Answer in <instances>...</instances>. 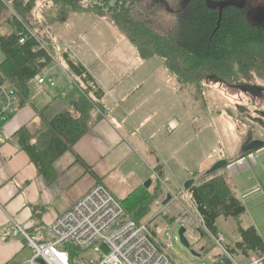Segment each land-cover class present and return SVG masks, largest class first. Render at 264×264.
Wrapping results in <instances>:
<instances>
[{"label":"trees","instance_id":"1","mask_svg":"<svg viewBox=\"0 0 264 264\" xmlns=\"http://www.w3.org/2000/svg\"><path fill=\"white\" fill-rule=\"evenodd\" d=\"M42 1H50L58 9V20L68 12L108 17L116 30L136 48L140 59L157 58L175 75L186 79L194 77L199 81L200 78L208 81L214 80L208 79L209 76H216L227 83L240 84L237 75L247 79L258 64L264 69V26H256L248 21V12L234 4L237 0H150L153 4H164L166 1L181 6L173 22L161 20V23L152 19L149 12L146 14L143 11L142 6L148 0H88L87 5L84 3L86 0H0V81L14 89L17 96L16 113L29 104V83L35 81L51 58L43 51H34L36 43L32 38L28 37L23 44L18 43L19 25L6 10L5 3L28 16L36 2ZM224 2L231 4L217 6ZM4 23H7L10 31L3 28ZM51 54H55L54 50H51ZM61 58L72 86L78 92L77 98L69 103L67 110L50 119L43 117L47 106L42 108L39 111L42 117L39 126H24L10 137V141L28 156L38 174L46 180L52 178L54 163L65 153L72 152L74 145L103 115L101 102L104 91L69 52H62ZM95 108L98 112L93 115ZM4 125L0 123V129ZM32 129L35 130L32 132ZM76 161L96 178L79 158ZM157 162L158 159L155 161L157 166L152 169L158 178L155 183L163 179V168ZM195 176L194 173L192 178ZM151 189L150 192L148 189L141 190V196L131 204L127 201L132 200L129 197L118 203L126 218L137 225L146 226L148 238L158 247V225L154 223L158 216L151 217L150 211L154 204L159 203L162 188L158 183ZM186 192L211 235L218 234L216 224L219 219L235 221L238 241L225 245L230 255L241 258L251 254L264 255L262 238L253 225L242 226L239 218L246 213L245 207L222 175L195 182ZM138 194L130 196L136 197ZM165 219L168 223L176 221V217Z\"/></svg>","mask_w":264,"mask_h":264},{"label":"rangeland","instance_id":"2","mask_svg":"<svg viewBox=\"0 0 264 264\" xmlns=\"http://www.w3.org/2000/svg\"><path fill=\"white\" fill-rule=\"evenodd\" d=\"M251 1H253V6L259 4L264 9V0ZM89 2L88 0L84 1L85 5ZM170 3L168 4L165 1L164 4H153L148 0L142 6V9L146 11V14L149 12L151 18L159 23H161V20L173 22L181 6ZM5 6L10 14H17L39 40L46 42L50 53L51 50H57L58 54L56 55L61 61H63L61 58L62 51L73 52L75 55L80 56L81 51L87 50V52L92 51L98 54L104 53L102 58L112 71H116L113 64L135 66V71L129 75V81L143 82L147 88L146 91L150 92L154 101L167 100L165 107L158 112H154L155 116L158 113L163 117H167V119H164L166 122L169 121V130L165 129L166 135L164 137L167 139L164 143V151L168 154L172 152L177 154L178 150V160L188 169L195 170L191 171L196 175L194 183L202 182L210 176L222 175L228 187L232 189L233 194L237 195L241 192L243 194L241 201L246 213L239 220L243 227L252 224L264 242V149L259 154L253 153L255 164L252 160H247V169L242 170L237 167V173L235 171L228 172L229 165L238 158L239 148L248 133L251 132L254 138L264 139V129L251 122L240 111V109L249 110L253 116V112L256 110L264 111V92L254 98L233 88L214 83L213 80L207 81L200 78L199 81L194 77L186 79L187 77L175 75L163 61L157 58L142 60L138 57L136 48L116 30L113 22L106 16H98L87 12L79 14L68 12L63 19L58 20V9L53 7L50 1L36 2L31 14L28 16L13 9L9 3ZM167 7L172 10V13L166 9ZM59 9L63 10L60 7ZM8 17L10 18V16ZM6 24H3V28L10 31V27ZM11 25L13 26V24ZM54 56L55 54L52 55L45 67V76L52 77L51 69ZM61 65L64 69L62 62ZM119 73L122 77L125 74L123 70ZM58 76L65 77L60 72ZM246 78L243 79V76L237 75L239 82L258 84L264 88V69L260 64ZM65 79L69 82L66 77ZM126 79L118 77V80ZM29 87L32 91V102L37 109H34L31 105L26 107L30 116L25 126L36 127L41 124L42 117L39 114L41 106L52 100V88H56L45 84L42 88L45 91L40 93V87L34 81L30 83ZM34 98L38 104L34 102ZM96 111L98 112L97 109ZM247 157H244V160ZM175 160L178 162L177 159ZM215 160H227L228 167L205 176V173L211 167L208 166ZM171 162L174 164L172 158ZM238 163L240 164V162ZM135 180L136 178L130 174L124 178L111 177L106 179V182L108 181V184L115 189V200L120 201L129 197L132 200L127 201L131 204L141 196V193H139L141 190H146L144 188L145 180L142 183L136 180L140 184H136ZM154 181L152 188L154 185L161 183L160 181L156 183ZM234 182L237 183L238 188L235 187ZM150 191L148 189V192ZM133 193L139 194L136 197L130 196ZM164 200L163 193L159 203L154 204L150 212L151 217L158 216L154 220V223L158 225L157 245L167 253L173 264H229L223 259L220 249L214 246L207 235L201 234L194 225L186 222L185 237L192 250L201 255L200 258L192 256L180 243L177 234L178 229L183 226V221L186 220L182 209L184 208L183 204L186 205L187 201L181 200V202H171L166 206H162ZM165 217H176V221L168 223ZM216 225L218 233L224 236V245L234 244L238 241L233 219L221 218ZM95 246L104 254L109 252L104 244L98 243ZM86 257L92 258L93 255L89 253ZM30 258L31 253L25 248L23 254L9 264H25Z\"/></svg>","mask_w":264,"mask_h":264},{"label":"crops","instance_id":"3","mask_svg":"<svg viewBox=\"0 0 264 264\" xmlns=\"http://www.w3.org/2000/svg\"><path fill=\"white\" fill-rule=\"evenodd\" d=\"M54 53L52 77L49 78L54 79L59 88H52V100L41 106V109L47 106L43 115L47 119L67 110L69 103L78 96L64 62L56 55L58 51ZM69 54L85 67L104 91L101 102L103 115L74 145L72 152L65 153L54 163L52 178L46 180L38 174L28 156L10 141V137L24 127L29 119L26 107L31 105L37 109L32 102V91L29 87V104L0 129V264H9L12 260L18 259L25 248L28 249L22 237L10 234L13 222L29 233L40 230L46 235L47 227L93 186H103L114 198L116 192L109 182H106L108 178H124L131 174L140 183L145 180V184L150 180L151 184L147 189L152 190L154 181L152 169L157 166L155 161L158 159L157 164L163 168L161 182L172 191L183 189L186 180H195L192 178L194 172H191L195 170L188 169L178 160V150L177 154L175 152L168 154L164 151L167 139L164 137L165 129L169 130V121L166 122L164 119L167 117L158 113L155 116L154 112L165 107L167 100L154 101L143 82L129 81V75L136 67L130 64H113L116 71H112L102 58L104 53L83 50L79 53L80 56L73 52ZM59 60L63 63L64 69ZM121 70L125 73L123 77L119 73ZM59 72L69 82L65 77L58 76ZM118 77L128 78L118 80ZM34 82L37 85L36 81ZM37 86L40 87V93L45 91L42 89L45 84ZM61 92L64 93V97L60 95ZM34 102L38 104L35 98ZM96 112L93 111V115ZM263 149L256 153L259 154ZM248 157L246 160L243 158L234 161L228 172H236L237 167L247 169V160H252L255 164L254 154ZM76 158L90 168L96 178H93ZM215 162L216 160L211 162L208 167ZM136 180L135 183L140 184ZM234 185L238 188L237 183L234 182ZM161 188L163 194L162 185ZM235 196L241 200L243 194L239 192Z\"/></svg>","mask_w":264,"mask_h":264},{"label":"built area","instance_id":"4","mask_svg":"<svg viewBox=\"0 0 264 264\" xmlns=\"http://www.w3.org/2000/svg\"><path fill=\"white\" fill-rule=\"evenodd\" d=\"M13 16L19 25L18 43L23 44L28 37L32 38L36 43L34 51H43L52 58L46 42L39 40L17 14L13 13ZM45 73L43 69L35 79L37 85L47 84L59 88L58 83L45 76ZM60 95L64 97L63 92ZM16 109L17 96L14 89L0 81V123L6 124L15 115ZM231 167L229 165L228 168ZM153 180H158L155 172ZM160 184L163 186L164 198L167 194L171 196L169 204L187 201L182 209L186 217L183 226L186 222L191 223L197 231L207 235L229 264H264V255L251 254L247 258L230 255L225 249L224 236L220 233L215 236L210 234L187 192L183 189L175 192L162 182ZM10 234L22 237L30 251L31 258L26 264H39L38 260L42 264H173L167 253L159 250L148 238L146 226L137 225L132 219L126 218L118 201L101 185L93 186L58 216L47 227L46 235L40 230L29 233L14 222ZM98 243L106 245L109 252L102 253L95 246ZM89 253L93 255L92 258L86 257Z\"/></svg>","mask_w":264,"mask_h":264},{"label":"water","instance_id":"5","mask_svg":"<svg viewBox=\"0 0 264 264\" xmlns=\"http://www.w3.org/2000/svg\"><path fill=\"white\" fill-rule=\"evenodd\" d=\"M231 3L229 2H224L222 4H218V7H224L227 5H230ZM235 5H239L238 2L234 3ZM183 6V5H182ZM264 17V9L263 7H255L253 9H250V11L248 12V21H250L252 24H255L256 26H261L260 22V18ZM264 26V25H263ZM215 79L216 81L220 80L218 78H216V76H209L208 79ZM221 81V80H220ZM242 91H247L251 89H255L256 91H260L261 88L257 87V86H251V85H246V86H241ZM241 113H243L245 110L240 109ZM251 119V118H249ZM255 122V120H252ZM251 136H248L245 141L242 143L241 147L239 148V153H238V158L242 159L246 156H250L253 153L258 152L259 150L264 148V141L261 140H252ZM228 167V161L227 160H221V161H216L211 167L210 169L205 173V176L214 174L217 171H220L223 168ZM194 183L193 179L188 180L184 185H183V190L187 191ZM151 184V181L148 180L145 184H144V188L147 189L149 188ZM171 200V196L169 194L166 195L165 200L162 202V206H166L167 204H169ZM185 233H186V229L182 226L178 229V238L180 243L183 245L184 248H186L192 256L194 257H198L200 258L201 255L194 252L191 248L190 243L188 242V240L185 237ZM39 264H42V262L40 260L37 261Z\"/></svg>","mask_w":264,"mask_h":264},{"label":"flooded vegetation","instance_id":"6","mask_svg":"<svg viewBox=\"0 0 264 264\" xmlns=\"http://www.w3.org/2000/svg\"><path fill=\"white\" fill-rule=\"evenodd\" d=\"M237 2L239 3V6L241 7V9H243V10H245V11H247V12H249L250 11V9L252 8V7H254L253 6V4H252V2L253 1H251V0H237ZM256 7H262V6H260L259 4H257V5H255ZM169 12H171L172 13V10H170L168 7L166 8ZM218 9V8H217ZM247 19H248V17H246ZM260 22L261 23H258V24H261V26H263L264 25V17H261L260 18ZM260 26V27H261ZM261 29V28H260ZM262 30H264V29H262ZM221 80V79H220ZM218 80V81H216L215 79L213 80V82L214 83H217V84H220V85H223V86H227V87H230L231 89L233 88L234 90H236V91H239V92H242V93H245V94H248V95H250V96H252V97H254V98H256V97H258V96H260L261 94H262V92H264V88L262 87V86H260V85H258V84H249V83H244V82H240V84H231V83H227V82H225V81H223V80ZM246 85H251V86H257V87H259V88H261L260 89V91L258 92V91H256L255 89H251V91L250 90H247V91H242V89H241V86H246ZM241 114H244L245 115V117L246 118H251V119H249L251 122H253V123H255L256 125H258V126H260L261 128H263L264 129V111H259V110H256V111H254L253 112V114H254V116L250 113V111L249 110H245L243 113H241ZM252 120H255V122L254 121H252ZM259 124H261V125H259ZM248 136H251L252 138V140H261V141H264V139H260V138H254L253 137V134L250 132V133H248L247 134V136H246V138L248 137ZM245 138V139H246ZM245 141V140H244ZM243 141V142H244ZM242 145V144H241Z\"/></svg>","mask_w":264,"mask_h":264}]
</instances>
